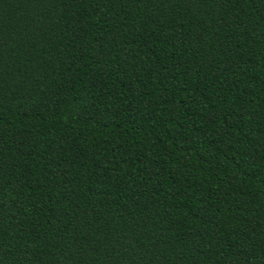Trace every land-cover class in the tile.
<instances>
[{"label": "trees", "instance_id": "1", "mask_svg": "<svg viewBox=\"0 0 264 264\" xmlns=\"http://www.w3.org/2000/svg\"><path fill=\"white\" fill-rule=\"evenodd\" d=\"M0 264H264V0H0Z\"/></svg>", "mask_w": 264, "mask_h": 264}]
</instances>
